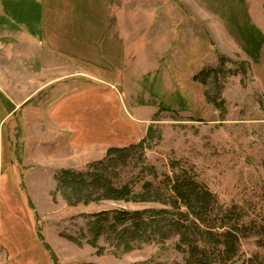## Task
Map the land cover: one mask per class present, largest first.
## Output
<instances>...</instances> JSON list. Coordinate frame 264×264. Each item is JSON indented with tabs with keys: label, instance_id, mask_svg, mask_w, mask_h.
Masks as SVG:
<instances>
[{
	"label": "rangeland",
	"instance_id": "1",
	"mask_svg": "<svg viewBox=\"0 0 264 264\" xmlns=\"http://www.w3.org/2000/svg\"><path fill=\"white\" fill-rule=\"evenodd\" d=\"M0 77L26 100L0 97V264H187L205 227L168 178L243 227L214 264H264V0H0Z\"/></svg>",
	"mask_w": 264,
	"mask_h": 264
},
{
	"label": "trees",
	"instance_id": "2",
	"mask_svg": "<svg viewBox=\"0 0 264 264\" xmlns=\"http://www.w3.org/2000/svg\"><path fill=\"white\" fill-rule=\"evenodd\" d=\"M70 101L75 99V96H72ZM67 102H64L63 104L65 105ZM79 111V110H78ZM88 111V110H85ZM94 109L92 111H88L89 113H85L82 111V114L79 112L78 115L76 112H74V116L72 120L74 121L81 127L80 133H86L91 132L93 135H97L98 131L97 130H92V127L89 125L91 122H93L96 118L98 119L97 116L102 118L103 120L106 121L107 119L105 116L102 115H95ZM66 110L63 112V116L68 119V116L66 115ZM78 116V117H77ZM88 122V123H86ZM86 124V125H84ZM88 128V130H87ZM90 134V135H91ZM84 135V136H85ZM83 136V137H84ZM97 142V139L92 140ZM108 155H117V154H122V150H113L110 149L107 152ZM61 175L63 176L61 179H59V183L62 185H68V184H74L76 181H74V175L68 174L66 172H62ZM103 183L104 187V196L102 199L110 200V201H122L128 200V197L131 195V190L129 189L128 186H122L119 188H114V187H108L106 184L107 179L101 180ZM192 183H186L185 181H179L178 178L174 179L173 181L168 178V183H170V189L171 191L175 194L177 200L174 202V204L179 203L182 207H184L191 215H193L196 220L200 221L202 225H204V230L199 229L197 225L195 227L197 228L200 238L206 241V246L204 248H199V245H197V242L193 244L192 241H189V248L187 250V264H214L216 261V256L215 253H218V249L221 246L222 251L219 253L223 255L222 260L227 261L229 260L234 254H235V243L238 242V235L239 233H242L243 227H238V226H230V228H227V230H223V232L219 234H214L213 230L215 228H211L207 222L203 220V217L206 215V212H208V199H210L209 196L205 192H202L200 187L195 185L193 181ZM149 187V188H148ZM144 188L151 190L152 186L145 184ZM96 200V199H95ZM91 200V201H95ZM85 202H88L85 201ZM144 212H135L131 215L135 216H141ZM204 213V214H203ZM128 213L126 212H121L119 215L116 216L114 221L118 220L119 224H123L127 221H129V218L127 217ZM224 225L221 226V229H224ZM245 232V231H244ZM210 238L214 239L213 241H210ZM186 240L185 235L180 238V241ZM212 244H211V243ZM214 251V252H212Z\"/></svg>",
	"mask_w": 264,
	"mask_h": 264
},
{
	"label": "crops",
	"instance_id": "3",
	"mask_svg": "<svg viewBox=\"0 0 264 264\" xmlns=\"http://www.w3.org/2000/svg\"><path fill=\"white\" fill-rule=\"evenodd\" d=\"M15 73V72H14ZM13 73V74H14ZM25 73V72H24ZM42 73L43 72H38V74H40V75H42ZM21 74H23V73H21ZM15 76H16V74H14ZM1 78V77H0ZM3 88H1L0 87V97L2 98V99H4L5 98V100H4V104H2L1 105V109H2V112L3 113H5L6 112V115L2 118L3 120H5V119H7V118H9L10 116H12V115H14L16 112H17V109H19V107L21 106H23L25 103H26V100L24 101V102H22V103H17L13 98H11L10 96H8L3 90H2ZM73 94H75V93H71V94H68L67 96H69V97H67V98H65L64 100H63V102H61L60 100L58 101V102H56L55 103V105H57L58 104V107H60V108H62L63 106H65L63 103L64 102H69L71 99H73V98H71L72 97V95ZM71 95V96H70ZM32 96V95H31ZM1 100V99H0ZM2 102H3V100H2ZM23 104V105H22ZM57 107V108H58ZM60 111V110H59ZM61 115H62V112L60 113ZM50 115V114H49ZM57 115H58V113H57ZM1 123V122H0Z\"/></svg>",
	"mask_w": 264,
	"mask_h": 264
}]
</instances>
